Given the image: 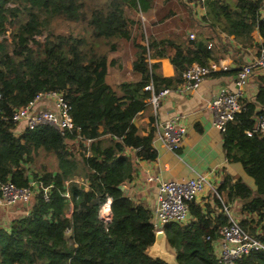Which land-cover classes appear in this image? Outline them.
I'll list each match as a JSON object with an SVG mask.
<instances>
[{
  "label": "trees",
  "instance_id": "16d2710c",
  "mask_svg": "<svg viewBox=\"0 0 264 264\" xmlns=\"http://www.w3.org/2000/svg\"><path fill=\"white\" fill-rule=\"evenodd\" d=\"M156 1L0 0V185L38 183L28 213L0 226V264H168L148 255L156 232L152 212L119 189L132 180L136 162L157 157L154 117L147 135L135 121L152 95L145 87L154 94L176 89L193 64L219 58L214 46L207 48L212 38L200 35L187 45L151 39L139 14ZM203 6L202 20L213 33L250 47L257 30L264 46L261 0H205ZM126 44L133 49L131 72L138 78L113 86L107 82L109 67L121 64L111 54ZM168 47L175 50L169 57L172 77H164L160 64L150 61L164 58ZM45 92L63 95L75 129L61 135L41 126L16 134L14 110ZM241 103L221 133L222 147L227 162L239 163L255 189L225 176L218 194H224L225 203L241 202L240 212L250 217L239 225L264 246V135L253 131L255 117L264 115V76L254 100ZM77 135L82 141L76 143ZM41 153L53 164L33 172ZM108 200L105 223L100 213ZM189 212L188 223L163 227L175 264H221L213 240L228 218L219 214L213 221L194 202ZM237 264H264V250Z\"/></svg>",
  "mask_w": 264,
  "mask_h": 264
},
{
  "label": "crops",
  "instance_id": "0c3cea01",
  "mask_svg": "<svg viewBox=\"0 0 264 264\" xmlns=\"http://www.w3.org/2000/svg\"><path fill=\"white\" fill-rule=\"evenodd\" d=\"M205 13V8H200L195 0H171L169 2L157 0L154 7L139 14L144 29L151 39L170 38L187 45L190 41V34H193L195 38L200 35L212 38L211 43L215 47V56L223 64L228 65L230 70H234L230 73L218 71V73L210 74L197 89L192 91H184L179 87L171 89L160 101L157 109L149 103L146 110L142 111L136 119V125L140 127L143 135H147L152 126L155 127L153 147L157 152V157L151 162H136L132 180L125 186L129 189L127 194L138 204L150 209L153 218L160 182L188 180L198 174L206 177L207 184L204 191L193 202L203 212L209 213L213 221L219 214L225 216V207L232 215L238 211L240 215L236 216L250 217L240 212L242 204L239 200L225 203L224 194L222 193V196L218 194V188L225 176L233 179L241 178L248 185L249 181L245 178L247 175L239 163L227 162L222 147V134L213 126L214 115L210 103L221 87L236 89L235 79L239 67L255 59L262 47V38L258 31L254 30L253 45L243 47L233 36L213 33L202 20ZM263 14L262 10L261 15ZM123 51L127 53L125 63H121L119 59V53ZM174 51L172 47H168L164 58L150 60L160 64L164 77L174 75V68L169 60ZM111 58L121 64V68L111 67L116 74H119L121 82L138 78L131 72L133 49L129 44L122 46L119 51L111 55ZM111 72L109 70L107 78ZM259 77H262V74L256 73L253 76L249 86L243 92V99L254 100ZM50 105L48 101H41L36 105V109H46ZM152 116L154 124L151 126L150 117ZM173 117H181V122L186 127V134L176 153L167 151L160 139L162 124ZM24 130L25 124L21 123L16 127L15 133L19 134ZM149 178L156 180L149 181ZM252 189H255V186ZM26 208L22 206L0 207V221L3 222L0 226L7 225L12 219L22 216ZM190 219L191 217L189 221Z\"/></svg>",
  "mask_w": 264,
  "mask_h": 264
},
{
  "label": "built area",
  "instance_id": "2783aa9c",
  "mask_svg": "<svg viewBox=\"0 0 264 264\" xmlns=\"http://www.w3.org/2000/svg\"><path fill=\"white\" fill-rule=\"evenodd\" d=\"M200 8L203 7L205 0H195ZM262 1L264 11V0ZM261 10V11H262ZM260 19L264 21L260 13ZM193 34L189 35V40H193ZM210 42L208 49L212 48ZM228 65L222 61H209L206 65L193 64L183 74V84L179 86L184 91H192L197 89L203 80L210 74L218 71H229ZM256 73L264 76V46L259 49L258 55L250 62L242 64L236 74L235 86L232 90L229 87L223 86L210 103V108L213 111V126L221 133L225 131L228 123L233 122L235 115L242 108V96L244 90L249 86L250 81ZM146 91H151L152 95L149 103L154 109L160 104V101L170 92L168 89L154 94L151 86L144 88ZM41 101L50 102V107L46 109H36V105ZM1 102V96H0ZM0 107V115H1ZM11 120L16 127L24 123L25 129L33 130L41 126H50L61 135L66 132L73 131L74 125L70 116V106L64 100L63 95L57 92H45L37 94L34 99L26 106L14 110ZM254 130L264 135V115L256 116L254 119ZM253 131H247V136H251ZM186 134V127L181 122V117H173L165 121L161 126L160 139L167 151L176 153L182 144ZM82 141V137L77 135L74 142ZM156 179L149 178V181ZM207 180L202 174H198L193 178L182 181H163L159 183L157 192V205L155 208L154 220H158L162 229L169 223L184 225L188 223L190 218L189 204L204 191ZM124 191L128 193V187L123 185ZM38 188V183L31 181L28 187L18 188L11 182L0 185V207H9L21 205L27 207L23 214L28 213V207ZM47 189H44V198L47 200ZM217 195V193H216ZM68 197L67 194H65ZM110 204L107 203L102 208L100 213L101 219L108 223L110 221ZM225 216L228 218V223L220 226L217 229V238L213 240L214 252L217 260L221 264H237L244 256L250 255L253 252L264 250V246L239 225V222L234 219L232 213L225 207ZM155 227V226H154ZM155 230L158 229L155 227Z\"/></svg>",
  "mask_w": 264,
  "mask_h": 264
},
{
  "label": "water",
  "instance_id": "95a60500",
  "mask_svg": "<svg viewBox=\"0 0 264 264\" xmlns=\"http://www.w3.org/2000/svg\"><path fill=\"white\" fill-rule=\"evenodd\" d=\"M119 189L124 191V187L120 186ZM154 226L158 229L155 232L153 244L148 249V255L151 258H159L168 264H175V255L169 250L166 244V235L162 229L161 223L156 219Z\"/></svg>",
  "mask_w": 264,
  "mask_h": 264
},
{
  "label": "rangeland",
  "instance_id": "374dc122",
  "mask_svg": "<svg viewBox=\"0 0 264 264\" xmlns=\"http://www.w3.org/2000/svg\"><path fill=\"white\" fill-rule=\"evenodd\" d=\"M112 55V54H111ZM119 59L121 63H125L127 58V53L126 52H120L119 53ZM109 70L112 71L109 76V78H107V82L113 86L119 84L121 82L120 76L119 74H116L115 70L113 71L112 68L109 67ZM69 145H72V142H68ZM53 164V158L51 156H47L44 155L43 153L40 154V156L36 159L35 164L32 166V171H38L41 168V165H45L48 169L50 168V165ZM245 178L247 179V181H249V185L253 188L254 187V182L251 178L245 176ZM18 207L21 205H17ZM239 212L237 211L236 213H234L232 216L234 217V219L236 221H240V219H242V217L236 216V215H240L238 214ZM3 222L0 221V225H2Z\"/></svg>",
  "mask_w": 264,
  "mask_h": 264
}]
</instances>
